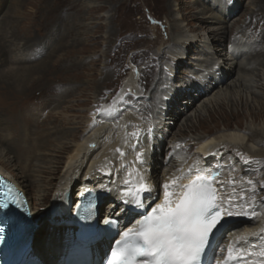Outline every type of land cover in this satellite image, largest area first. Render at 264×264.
I'll list each match as a JSON object with an SVG mask.
<instances>
[{"label": "rangeland", "instance_id": "374dc122", "mask_svg": "<svg viewBox=\"0 0 264 264\" xmlns=\"http://www.w3.org/2000/svg\"><path fill=\"white\" fill-rule=\"evenodd\" d=\"M197 1L210 8L216 5L213 16L224 17L216 23L228 30L224 36L217 35L216 41L208 30L196 21L192 23L191 18L200 15ZM257 2L0 0V168L28 185L24 192L16 188L39 215L46 213L66 178L67 155L55 179L43 181L39 176L42 169L35 174L37 159L42 152L51 159L52 153L41 151L42 142L64 130L87 137L104 121L103 115L115 111L123 116L128 112L143 119V127L147 123L152 131L156 123H162L154 135L157 151L152 154L156 189L162 186V191L165 183L178 180L180 173L195 169L201 162L204 138L225 136L228 141L237 135L245 140L239 151L215 150L230 178L223 175L219 179L221 184L227 181L235 185L236 201L238 194L244 198L251 193V203L244 208L252 213L254 225H248L246 232L264 223V10ZM208 13L204 18L209 22ZM173 27L185 31L183 36H194L190 32L196 30L201 40L193 43L196 47L189 43L176 61L170 56L171 50L176 42H187L188 38L174 37L178 32L173 33ZM197 48L213 56L214 61L207 65V60L197 62ZM212 48L220 50L219 59ZM235 50L237 57L233 56ZM199 65L210 71L204 74ZM132 72L138 74L136 86L127 88ZM9 78L21 79V84L6 92ZM221 78L223 83L219 84ZM206 80L205 87L202 82ZM169 99L176 109L160 113L158 118L153 111L157 106L168 108L165 103ZM144 133L149 134L147 130ZM27 134L40 146L35 158L24 164L25 158L15 144L20 142L24 147ZM110 138L103 139L102 145ZM56 145L51 142L48 148ZM110 180L105 178L104 185ZM43 184L50 188L45 190ZM262 239L258 243L264 247Z\"/></svg>", "mask_w": 264, "mask_h": 264}, {"label": "bare ground", "instance_id": "6f19581e", "mask_svg": "<svg viewBox=\"0 0 264 264\" xmlns=\"http://www.w3.org/2000/svg\"><path fill=\"white\" fill-rule=\"evenodd\" d=\"M257 3L259 5L258 7H262V9L264 10V0H258ZM195 5L197 7L196 8L197 10L200 9V15L203 17H201L200 15L193 16L191 18L192 23L194 21H196L199 24L200 28H204V29L208 30L210 32V35H209V36H211L210 38H213L214 41H216L215 39H216V37H218L217 35L224 36L225 32H226L225 30H228V28L227 27L225 29L220 28V26H219L220 24H218L220 20L222 21V19H224V17L220 16L219 18H217V17L213 16L214 12L212 11V9L216 8V5H213L214 7L210 8L205 3H201L198 1L196 2ZM208 12H210L211 14ZM207 13L210 14V19H212L209 22L206 20V18H204V16H206ZM226 19L227 18L225 17V20ZM216 22H218V23H216ZM209 23H211V25L217 26V28L215 29L212 26L210 27V25H208ZM222 26H224V25H222ZM172 32L173 33L175 32V34L178 32L177 35H175L174 37H177V38H179V37L184 38L185 37L186 39L188 38L187 42H186V40H185V42H176L174 49L171 50L170 56L176 61V60H178V58L180 56L184 55L183 53L186 52V49L188 48L189 43H191L190 47H193V46L196 47L193 43L198 42L200 40V36L196 35V33H197L196 30H194L193 32H190V33H194L195 34L194 36H189L188 33L186 36H183V34H185L186 32L181 30L180 28H174L173 27ZM245 36L246 35H242V37H245ZM208 41H209V39H208ZM220 42H222V39L220 40ZM212 45L216 47L215 44H212ZM208 46H210V44L206 45V47H208ZM238 47H239L238 45H236V46L234 45L235 49H237ZM197 49H199V48H197ZM211 50H212L214 57L216 56L218 58V56L222 55L219 52L220 50H217V48L216 49L212 48ZM235 51H237V50H235ZM229 54H231V53H229ZM233 56L237 57L235 55V53L233 54ZM256 58H257V56H256ZM196 59H197V62L207 60L205 63L207 65V62H209L208 64H210V61L213 59V56H211V58H210L209 55L208 56L206 55V51L204 52V50L199 49L197 51V54H196ZM213 61H214V59H213ZM215 64L216 63H214V66H216ZM251 65H252V63H251ZM199 66L203 67V65L202 66L199 65ZM206 68H207V70H206ZM216 68L218 69V67H215L213 69H216ZM208 70L210 71V68L208 69V67L206 66L204 69H202V72H204V74L205 73L207 74V72H209ZM211 70H212V68H211ZM211 72H214V71H211ZM137 75H138L137 72H134L132 74V77L129 80V85H126L127 88L136 86L135 84L137 81ZM198 76L200 77V75H198ZM8 80L10 83H8L9 84L8 87L5 88L6 92H9V91L11 92L12 89L17 84L18 85L21 84L20 83L21 79L18 80V79H14V78L13 79L9 78ZM221 80H222V78L218 79L217 82H220ZM202 83L206 87L207 80L203 81ZM222 83H223V81H221V83H219V84H222ZM181 95L182 94H180V96ZM181 97L187 98L186 94L181 96ZM167 98L168 97H166V99ZM170 101H172V100L169 99V103H170ZM169 103H165L166 106L168 104V106L171 107V110L168 112V114L172 110L176 109L175 106H172V103H170V104ZM158 109H159V107L157 106L156 107L157 111L155 110V112L153 111V113H155L154 115H157V117L160 118L158 116V114H160V112H158ZM165 110H168V108L167 109L165 108ZM106 111H103V113L106 114ZM93 112H96V108H95V110H93ZM149 112L150 111L148 110L147 113H149ZM165 114H167V113H162V115H165ZM117 115L118 114L115 111L110 113V114L108 112L106 115H103L104 116L103 118L106 117L105 119H103L104 121H101L100 123H98L95 130L91 129L92 134L89 131L90 135L88 133L87 137H84L83 135H80L78 137L76 132H74V131L73 132H69V131L66 132V130L62 131L61 133L59 132L58 134H56L54 136L47 137L45 139V142H42L43 145H41V147H42L41 151L48 150L47 152L52 153V155H51L52 158L51 159L45 158L44 156H42L44 153V152H42L41 157L37 159V163H36L37 168L35 170V174H38V171H41L39 169H42V171L39 172L40 173L39 176H40V178H42L43 181H44V179H46L48 177L51 178L52 180L55 179L54 177H56V175L58 174L59 168L64 163L62 159H63L64 155H67L66 170H65V174H64V175H66V178H64L61 181L57 195L58 194L60 195L65 189H68V188H70V189L77 188V187L83 188V186L84 187L86 186V188L90 187L95 192H98L101 194H107L110 199L116 200L117 204L120 203L119 202L120 199H126L129 202V205L132 206L135 204L134 203L135 195H133V194L140 195V193H137V187L139 184L143 183L149 189V191L146 193H149L150 195H152L154 192H156L157 193V195L155 194L156 197L157 198L160 197L159 201L163 202L164 189L161 192V194L158 193V189L157 190L155 189V187L157 186V176L155 175L156 174V165H154V159L152 158L153 152L157 151L156 150L157 141H156V136H154V135L156 134V132H158V129L162 123L161 122L159 124L156 123L155 128L152 131V130H150V128H148L147 123L144 124V127H143L141 122L144 120L143 119H142V121L138 120V118L136 116L132 115V113L127 112L123 116L118 115L119 119H117L118 118ZM257 118L258 117L255 115L256 120H257ZM138 122L141 123L140 126H138ZM150 127H151V125H150ZM140 129H142V130H140ZM146 130H147V132H149V134L144 133ZM134 133H135V135H134ZM39 136H41V135H39ZM108 136L111 137L109 139L108 143H106L105 145H102V143H103L102 140L109 138ZM252 137H253V135H252ZM225 138H226L225 136L220 137V138L208 137L206 139H211V141L208 140L206 142L205 138L201 141V142H204V144L200 148V152L202 153V156H200L202 158L201 162L196 166L195 169L187 168V170L180 173V176L178 177L179 179L177 180L175 178L177 181V184L171 183L175 179H173L171 182L168 183L170 186L169 191L171 193V199L173 201L175 199L178 200L180 198V196L184 190L182 186L187 185L190 182V180L194 179L197 175H200V176L208 178L210 181H212L213 186L215 189H217V192L219 193V195L222 193V195H221L222 200H224V201L231 200V202H232V199H231L232 197H225L226 194L224 193V191H226V193L230 192L231 194L234 195L233 192H234L236 187L234 188L235 185H232L231 184L232 182H228V184H227L226 183L227 181H226L225 183L221 184L219 178H221L223 175H224V178H226L227 180H230V178L226 177V175L228 173L226 174L225 170H223L224 168L222 166V163L219 160L220 155L217 154V152H215V150L227 149L228 151H233V150L239 151V149L242 147V145H244L243 143L245 140H240V138L237 135H231L230 137H228L229 140H228V138H227V140L229 142L225 141ZM25 140H26L27 144L24 147L21 146L20 142L15 144L17 151L20 150V152L23 155V158H25L24 164L30 163L29 161L31 159L35 158V156L38 152L37 150L39 149V146H40V144H38L37 141H35V138L31 139L30 135H28ZM256 140H259V139H256ZM256 140H255V142H256ZM51 142L57 144L54 149L48 148V145ZM239 144H241V145H239ZM31 154H33V156ZM58 158H60V159H58ZM219 162H220V164H219ZM31 165L32 164H30V165L27 164L28 167H30ZM218 173H219V175H218ZM1 174L3 175V177H4L3 180L6 183H9L10 185H13V186L14 185L19 186L23 192H24V190H23L24 187H27V189H28V185L26 186V185H24L23 181H18L16 178L11 177L9 174L4 172V170L2 168H0V176H1ZM108 177L111 178L110 182H108V183H110L112 185V186H109L110 187L109 189L107 188L108 185L107 186L104 185L105 184L104 179L108 178ZM168 179H170V178H168ZM216 180L218 181L219 184L216 182ZM125 181H128L127 185L125 184ZM40 184H42V183H40ZM41 186L44 187L45 190L50 188L49 185L43 184ZM39 188H40V186H39ZM125 193H128V195L126 196ZM48 194L49 193L47 192L46 195L44 196V198H43L44 201L48 198V196H49ZM158 194H159V196H158ZM238 196H239L238 201H245L246 200L249 204L250 198H251V193H248L244 198L239 194H238ZM121 206H123V204H121ZM109 207L113 208L114 206H113V204H110ZM121 209H119V210H121ZM113 210L114 209L109 210L107 212V214L108 215L109 214L112 215L113 213L119 214V212L116 213ZM64 213L67 215L69 213V209L65 210ZM127 214H128V212L126 210L124 215H127ZM249 216H251V215L249 214ZM55 218H57V219H55ZM55 218L54 219L51 218V220H45V222L43 223V228L41 227L40 230H38V232H37L38 235L36 234V236L33 240L36 252L38 254H40V256L44 259L46 264H56L57 255H58V253L61 252V247H62L61 242H63V240H64V238L62 237L64 229L58 225L59 220L61 218L60 217H55ZM243 218H244L243 215H233V216L229 217V219H230L229 221H233L236 223H233L230 225L229 231H228V233H226L224 235V237L231 240L230 243L234 245V249H236V248L240 249L237 246L238 244H237L236 239L238 237H244L243 241H246L249 238H253V241L250 245L251 249L253 250V253L256 256L260 257L262 255H259V253H261L262 251L256 250L255 247L260 246L262 249L264 248L262 243H258V241L263 240L262 237H264V223L260 222L261 224H259L257 227L251 228L250 231L246 232L245 229L248 227V223H246V221H244ZM252 222H253V219L250 220L249 225H254V223H252ZM242 230H243V232H242ZM39 231H41V232L39 233ZM242 233H244V235H242ZM253 246H254V248H253ZM234 253H235V251H234ZM254 264H264V257L262 260L254 261Z\"/></svg>", "mask_w": 264, "mask_h": 264}, {"label": "snow or ice", "instance_id": "6c2138e0", "mask_svg": "<svg viewBox=\"0 0 264 264\" xmlns=\"http://www.w3.org/2000/svg\"><path fill=\"white\" fill-rule=\"evenodd\" d=\"M169 187L168 183L163 185V202L152 206L150 214H142L139 227L125 231L124 239L116 241L117 250L112 252L108 264H200L210 238L219 230L218 226H223L221 221L226 223L225 217L233 215H248L244 206L222 200L210 180L203 176L197 175L182 186L184 190L176 201L171 199ZM148 191L143 183L137 187V193ZM133 195L139 203L140 196ZM10 204L18 205L19 201L5 200L0 209H7ZM243 239L238 237L237 242ZM234 251L239 254L241 249H234L230 243L225 264L236 258ZM259 255L264 256V252Z\"/></svg>", "mask_w": 264, "mask_h": 264}]
</instances>
